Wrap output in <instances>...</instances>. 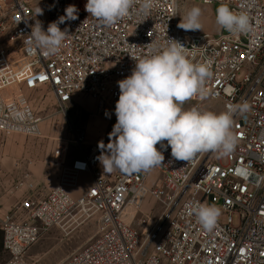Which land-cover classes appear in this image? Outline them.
<instances>
[{
	"label": "built area",
	"instance_id": "built-area-1",
	"mask_svg": "<svg viewBox=\"0 0 264 264\" xmlns=\"http://www.w3.org/2000/svg\"><path fill=\"white\" fill-rule=\"evenodd\" d=\"M52 1L53 15L45 18L37 15L34 0H0V133L41 134L43 119L26 96L36 90H50L62 109L88 97L100 115L115 114L117 82L149 54L147 44L166 46L169 39L182 43L189 59L212 72L207 95L186 102L201 111L207 99L221 101L224 112L229 106L248 108L232 113L236 145L227 155L215 153L207 161L201 153L189 162L177 161L170 147L157 145L165 160L154 168L160 174L154 185L148 184L153 169L103 173L98 143L88 152L58 149L56 186L41 198L26 197L0 219L8 255L4 264H29L28 251L49 231L66 232L69 223L93 220L96 241L57 264H264V0H202L247 14L249 29L239 35L222 28L217 34L180 29L181 0H154L147 16L139 12L138 0L135 10L112 26L77 14L59 25L68 31L59 51L45 55L28 40L36 22L46 31L65 15L69 0ZM86 139V129H76L75 145L83 146ZM151 200L159 205L156 220ZM197 203L220 209L210 232L189 214L186 206Z\"/></svg>",
	"mask_w": 264,
	"mask_h": 264
},
{
	"label": "clouds",
	"instance_id": "clouds-1",
	"mask_svg": "<svg viewBox=\"0 0 264 264\" xmlns=\"http://www.w3.org/2000/svg\"><path fill=\"white\" fill-rule=\"evenodd\" d=\"M137 2L87 0L85 11L103 25L112 26L129 16ZM139 3V12L145 16L154 6V0H139ZM77 12L74 5L67 6L65 15L51 22L46 31L41 22H36L29 35V45L45 55H55L68 35L67 29L61 30L59 25L76 20ZM41 14L39 8L37 15ZM201 15V9L193 7L177 26L183 30H202ZM216 23L233 35L249 29L247 14L235 13L224 5L217 8ZM169 41L166 46H155L153 41L147 44L149 54L135 60L131 74L117 82L120 94L115 104L116 123L108 134L109 142H98L101 154L96 159L103 173L143 174L163 166L165 156L157 145L164 150L170 147L174 160L187 162L201 153L227 155L234 149L232 113L236 108L247 111V104L229 106L228 111L219 114L197 107L185 110L186 101L207 95L205 84L212 72L207 64L189 59L182 43ZM77 167L85 165L78 163ZM186 207L204 230L210 232L216 227L221 214L219 208L203 203Z\"/></svg>",
	"mask_w": 264,
	"mask_h": 264
},
{
	"label": "rangeland",
	"instance_id": "rangeland-1",
	"mask_svg": "<svg viewBox=\"0 0 264 264\" xmlns=\"http://www.w3.org/2000/svg\"><path fill=\"white\" fill-rule=\"evenodd\" d=\"M34 2L42 9L43 17L53 15L52 0H47L45 5L40 4V0ZM86 3L87 0H69L67 6L74 5L78 9L77 14H88L85 11ZM220 6L205 5L202 0H181L180 18L191 8L199 7L202 11V30L192 31L217 34L221 31L216 23L217 8ZM26 96L34 113L43 119L41 134L26 136L0 133V211L7 212L5 217L11 215L26 197L41 198L56 186L53 187V184L57 183L59 169L55 167L54 159L58 149L67 147L70 153L77 149L88 152L91 145L102 139L109 141L108 134L116 123L114 113L107 111V116L105 113L100 115L95 103L88 97H78L75 102L62 109L50 90L30 91L26 92ZM195 105V102H185L183 108L187 110ZM201 107L202 111L217 114L224 112L223 104L219 100L207 99ZM81 127L86 129L87 139L83 146L77 147L74 143V132ZM214 155L215 152H207V161H212ZM159 178L160 174L153 169L148 184L154 185ZM26 179L34 183L33 189L27 186ZM150 205L154 210L151 217L156 220L160 217L159 205L152 200ZM67 229L66 232L53 229L44 235L28 251L26 258L29 264H57L86 248L98 237V225L94 220L69 223ZM7 260L8 255L4 251L0 255V264Z\"/></svg>",
	"mask_w": 264,
	"mask_h": 264
},
{
	"label": "crops",
	"instance_id": "crops-1",
	"mask_svg": "<svg viewBox=\"0 0 264 264\" xmlns=\"http://www.w3.org/2000/svg\"><path fill=\"white\" fill-rule=\"evenodd\" d=\"M56 185V182L53 184V187ZM7 214L6 211L1 210L0 211V219L4 218V216ZM4 253V246H3V232L1 231L0 228V255H2Z\"/></svg>",
	"mask_w": 264,
	"mask_h": 264
}]
</instances>
